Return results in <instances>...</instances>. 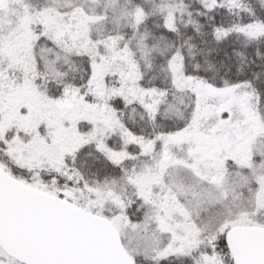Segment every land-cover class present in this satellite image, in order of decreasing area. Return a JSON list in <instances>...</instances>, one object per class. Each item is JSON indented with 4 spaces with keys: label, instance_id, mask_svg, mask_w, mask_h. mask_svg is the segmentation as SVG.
Masks as SVG:
<instances>
[{
    "label": "snow or ice",
    "instance_id": "obj_1",
    "mask_svg": "<svg viewBox=\"0 0 264 264\" xmlns=\"http://www.w3.org/2000/svg\"><path fill=\"white\" fill-rule=\"evenodd\" d=\"M0 264H264V0H0Z\"/></svg>",
    "mask_w": 264,
    "mask_h": 264
}]
</instances>
